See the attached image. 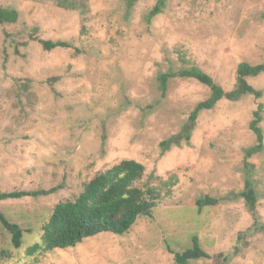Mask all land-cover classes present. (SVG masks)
<instances>
[{
    "label": "rangeland",
    "instance_id": "rangeland-1",
    "mask_svg": "<svg viewBox=\"0 0 264 264\" xmlns=\"http://www.w3.org/2000/svg\"><path fill=\"white\" fill-rule=\"evenodd\" d=\"M157 1L0 0L18 14L0 24V193L51 191L0 200L24 231L14 249L0 224V264H175L169 249L194 237L206 257L188 264H264V73L247 79L260 98L222 100L194 123L210 89L175 77L162 96L159 80L195 68L233 90L239 64L264 63V0H162L149 18ZM255 111L263 138L248 154ZM123 160L142 164L137 186L161 195L153 219L28 256L52 208ZM248 180L253 213L240 196ZM204 197L215 203L199 212Z\"/></svg>",
    "mask_w": 264,
    "mask_h": 264
},
{
    "label": "trees",
    "instance_id": "trees-1",
    "mask_svg": "<svg viewBox=\"0 0 264 264\" xmlns=\"http://www.w3.org/2000/svg\"><path fill=\"white\" fill-rule=\"evenodd\" d=\"M137 0H130L129 6ZM162 0H158L150 11L149 18L159 12ZM61 5H64L61 3ZM66 7L73 8L71 5ZM18 20V14L14 10L0 8V24H13ZM43 50L51 51L56 48H68L60 41L40 40ZM264 73V63L249 65L241 63L236 70V84L233 90L224 91L210 76L192 68L178 73H165L160 75L161 95L165 96L167 82L170 78H191L210 89V96L197 104L189 115V122L194 123L202 111L213 109L222 100L229 102L238 101L243 96L252 95L260 98L261 92L255 90L247 81L248 78H256ZM260 108V105L258 106ZM254 119L250 123L257 144L248 150V154L258 151L262 143V131L258 124L261 121L259 111L253 113ZM167 141L161 143L164 147ZM144 177V166L134 160H123L103 173L94 176L85 183L82 191L72 201L56 204L42 224L40 242L34 243L27 249V255L33 256L39 252L51 253L55 250L73 249L82 244L86 239L95 238L108 233L117 236L128 234L140 219L151 220L154 217V208L161 200V195L155 187L137 186ZM154 178L153 175L149 177ZM49 192H9L0 193V200L21 199L23 197H37L49 194ZM246 202L250 212L255 211L256 196L251 182L245 183L244 190L240 193ZM215 200L204 197L198 199L196 204L199 212L206 206L213 205ZM0 224L10 236V243L14 249L22 245L24 231L15 223L10 222L0 211ZM175 264H188L190 261L206 257L200 241L197 237L192 239V246L182 252H174ZM6 254V253H5Z\"/></svg>",
    "mask_w": 264,
    "mask_h": 264
}]
</instances>
